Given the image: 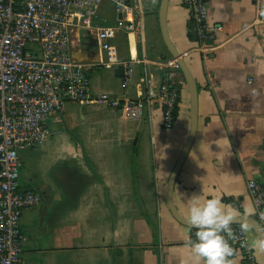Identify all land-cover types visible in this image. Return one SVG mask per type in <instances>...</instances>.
I'll return each instance as SVG.
<instances>
[{
	"label": "crops",
	"instance_id": "crops-1",
	"mask_svg": "<svg viewBox=\"0 0 264 264\" xmlns=\"http://www.w3.org/2000/svg\"><path fill=\"white\" fill-rule=\"evenodd\" d=\"M155 2L144 7L141 0V32L119 33L111 52L91 36H72L74 60L94 66L93 98L146 101L150 90L157 93L174 59ZM206 3L209 23L224 27L208 46L190 38L182 0H171L168 12L170 39L198 89L197 133L174 204L187 221L193 195L201 203L218 197L237 217L258 223L247 185L264 183V0ZM102 16L106 24L116 21L107 7ZM120 69L124 74H117ZM191 126L188 86L172 130L165 129L157 101L139 120L97 104H67L46 123L49 139L22 151V170L28 168L22 187L39 192L42 203L23 212L21 264H196L188 244L196 229L176 220L167 202ZM242 226L257 263L264 264L258 235ZM230 264H243L242 256Z\"/></svg>",
	"mask_w": 264,
	"mask_h": 264
},
{
	"label": "built area",
	"instance_id": "built-area-1",
	"mask_svg": "<svg viewBox=\"0 0 264 264\" xmlns=\"http://www.w3.org/2000/svg\"><path fill=\"white\" fill-rule=\"evenodd\" d=\"M182 4L195 42L215 43L224 27L209 23L206 0H182ZM106 7L116 18L113 24H106L102 16ZM140 7L141 0H0V264H21L23 212L42 203L39 192L22 187L20 154L46 141V123L67 104H97L139 120L145 107L157 101L165 129H174L187 87L175 60L156 94L150 90L146 101L121 100L106 94L93 98L89 69L94 66L76 62L72 55L76 33L95 38L103 52H111L119 33L141 32ZM125 68L130 79L132 64ZM247 188L256 220L264 227V183L250 180ZM231 227L233 236L228 240L235 253L229 261L240 254L243 264H258L245 227Z\"/></svg>",
	"mask_w": 264,
	"mask_h": 264
},
{
	"label": "clouds",
	"instance_id": "clouds-1",
	"mask_svg": "<svg viewBox=\"0 0 264 264\" xmlns=\"http://www.w3.org/2000/svg\"><path fill=\"white\" fill-rule=\"evenodd\" d=\"M189 201L187 223L196 232L195 239H190L188 244L196 264H230L229 258L235 250L228 238L233 236L231 226L239 218L236 210L227 207L218 197L201 203L199 197L193 195Z\"/></svg>",
	"mask_w": 264,
	"mask_h": 264
},
{
	"label": "water",
	"instance_id": "water-1",
	"mask_svg": "<svg viewBox=\"0 0 264 264\" xmlns=\"http://www.w3.org/2000/svg\"><path fill=\"white\" fill-rule=\"evenodd\" d=\"M171 0H162L161 6H160V11H159V18H160V26H161V32L165 41V44L170 51L173 59L177 62L183 76L186 79L187 86L189 89L190 93V99H191V108H192V126H191V131L189 134L188 141L185 145L184 151L174 169V172L170 178L168 187H167V202L169 209L173 216L178 220L179 222L190 226L187 221H184L182 217L179 215L175 204H174V188L175 184L177 182L178 176L186 162V159L190 153V150L193 146L196 133H197V127H198V89L196 86V82L190 72V69L188 68V65L186 61L183 59V57L178 53L176 48L174 47L171 39H170V34L168 30V12H169V6H170ZM124 74V70L120 69L118 70L117 74ZM234 224H242V225H247L253 228L258 235L259 240L261 241L262 245L264 246V232L260 225L253 220L250 219H244V218H238L237 220L234 221ZM191 227V226H190Z\"/></svg>",
	"mask_w": 264,
	"mask_h": 264
},
{
	"label": "rangeland",
	"instance_id": "rangeland-1",
	"mask_svg": "<svg viewBox=\"0 0 264 264\" xmlns=\"http://www.w3.org/2000/svg\"><path fill=\"white\" fill-rule=\"evenodd\" d=\"M150 1H152V0H143V4H144V7H146L147 6V4L150 2ZM161 2H162V0H156V2L154 3L155 4V7H156V12L159 14V11H160V6H161ZM48 139H49V137H47ZM21 157H23L24 158V154H22V152H21ZM27 167H26V169H23L22 171H21V177H22V179H23V177H25V175H26V171H27ZM22 179H21V183H22ZM22 185H23V187L25 186L23 183H22Z\"/></svg>",
	"mask_w": 264,
	"mask_h": 264
},
{
	"label": "trees",
	"instance_id": "trees-1",
	"mask_svg": "<svg viewBox=\"0 0 264 264\" xmlns=\"http://www.w3.org/2000/svg\"><path fill=\"white\" fill-rule=\"evenodd\" d=\"M189 28H190V26H189ZM189 36H190V38H191L192 40L194 39V36H193L192 33H190V31H189Z\"/></svg>",
	"mask_w": 264,
	"mask_h": 264
}]
</instances>
